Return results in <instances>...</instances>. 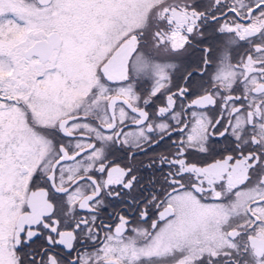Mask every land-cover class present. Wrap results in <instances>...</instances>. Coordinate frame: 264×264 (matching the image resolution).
Segmentation results:
<instances>
[{"label": "snow or ice", "instance_id": "6c2138e0", "mask_svg": "<svg viewBox=\"0 0 264 264\" xmlns=\"http://www.w3.org/2000/svg\"><path fill=\"white\" fill-rule=\"evenodd\" d=\"M0 264H264V0H0Z\"/></svg>", "mask_w": 264, "mask_h": 264}]
</instances>
